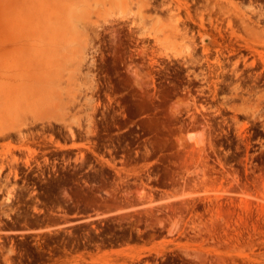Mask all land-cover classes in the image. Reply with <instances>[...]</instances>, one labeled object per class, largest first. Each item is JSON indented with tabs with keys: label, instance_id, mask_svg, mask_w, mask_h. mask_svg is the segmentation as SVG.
<instances>
[{
	"label": "rangeland",
	"instance_id": "374dc122",
	"mask_svg": "<svg viewBox=\"0 0 264 264\" xmlns=\"http://www.w3.org/2000/svg\"><path fill=\"white\" fill-rule=\"evenodd\" d=\"M1 3L4 26L62 31L0 33L47 115L0 133V217H27L0 231L39 264H264V0Z\"/></svg>",
	"mask_w": 264,
	"mask_h": 264
},
{
	"label": "bare ground",
	"instance_id": "6f19581e",
	"mask_svg": "<svg viewBox=\"0 0 264 264\" xmlns=\"http://www.w3.org/2000/svg\"><path fill=\"white\" fill-rule=\"evenodd\" d=\"M0 5L5 6L2 3ZM52 15L53 12L45 13V17L43 19V21L45 20V24L41 28L37 27V29L33 28L27 32H23L16 31L12 29V27L0 24V33L2 35H9L14 41L20 42L27 39L30 34L32 37H38L41 44L51 49L52 44L58 41L57 38H59V34L62 31L58 24H54L55 19ZM3 54L4 53L2 52L1 55ZM0 70L9 73L7 76L0 77V112L3 113H0V133H2L4 129L10 130L15 128L17 130L13 131H16V133L22 138L24 135L23 133L20 134L19 128L26 123V120L36 121L47 116L43 112V99L34 97L37 93L31 89H26V87L22 84L23 82L20 81L21 83H16V79L22 80L19 75L23 72H18L15 65L5 61L3 58H0ZM18 76L19 78H17ZM4 117L7 121H4ZM10 195L11 194H9V196Z\"/></svg>",
	"mask_w": 264,
	"mask_h": 264
},
{
	"label": "flooded vegetation",
	"instance_id": "af4514ba",
	"mask_svg": "<svg viewBox=\"0 0 264 264\" xmlns=\"http://www.w3.org/2000/svg\"><path fill=\"white\" fill-rule=\"evenodd\" d=\"M24 137L20 138L23 139L25 138V134H23ZM37 141V140H36ZM41 138L38 139V143H37V151H38V157L39 160L42 161L44 159H48V155L46 154H52L53 152L56 151V148L54 147H47L48 145L45 143L40 142ZM24 148H27L25 146H20V148L18 149L19 153H22L21 150H23ZM21 149V150H20ZM55 158V157H54ZM50 161H56V160H52L50 159ZM2 165V167H1ZM4 167L6 168L5 172H3V179L5 180L6 178L4 176H8L10 177L11 174V169L9 167V164L6 162H2L0 161V171L2 169H4ZM22 182H24L25 180L22 178V176H17ZM12 179H15L14 177H12ZM8 188L9 186L6 184H1L0 188ZM18 189L21 190H28V185H24L23 183H21L18 187ZM3 219H5V221H8L14 225L18 224V225H22L24 224L25 220L27 219V217L25 216H19V215H15V216H3ZM0 217V219H2ZM1 224V222H0ZM28 234L31 232H27V231H0V234H10V236H0V264H39L41 262H43L44 259H46L47 255L44 254H32L31 253V248L30 246L33 244V242L31 241L30 237L21 235V234ZM7 253H9L12 257L11 258H6L5 256L7 255Z\"/></svg>",
	"mask_w": 264,
	"mask_h": 264
}]
</instances>
